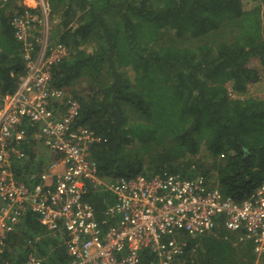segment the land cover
Here are the masks:
<instances>
[{
    "label": "trees",
    "instance_id": "16d2710c",
    "mask_svg": "<svg viewBox=\"0 0 264 264\" xmlns=\"http://www.w3.org/2000/svg\"><path fill=\"white\" fill-rule=\"evenodd\" d=\"M15 1H0L3 95L17 90L25 69L11 25L23 4ZM48 2L59 19L54 36L70 51L53 68V86L80 103L79 123L100 136L93 159L101 179L169 172L205 177L237 203L252 196L264 179V0ZM107 197H86L102 223ZM19 225L0 264H19L31 251L46 264L69 263L65 240L37 215ZM242 237L220 221L215 232L185 235V252L171 264L264 263ZM153 260L144 254L143 264Z\"/></svg>",
    "mask_w": 264,
    "mask_h": 264
},
{
    "label": "built area",
    "instance_id": "2783aa9c",
    "mask_svg": "<svg viewBox=\"0 0 264 264\" xmlns=\"http://www.w3.org/2000/svg\"><path fill=\"white\" fill-rule=\"evenodd\" d=\"M22 6L11 25L23 47L24 74L13 94L0 92V254L31 212L65 240L68 264H143L146 252L155 258L151 264H171L185 252V234L211 233L220 221L230 232L244 231L241 241L250 240L258 260L264 258V179L242 203L205 177L164 172L101 179L93 159L100 136L79 123L80 103L53 86L54 66L70 53L54 36L59 19L48 0ZM33 141L49 150V163L20 179L19 164L30 163ZM92 190L108 195L103 223L86 200ZM19 264L46 263L31 251Z\"/></svg>",
    "mask_w": 264,
    "mask_h": 264
},
{
    "label": "crops",
    "instance_id": "0c3cea01",
    "mask_svg": "<svg viewBox=\"0 0 264 264\" xmlns=\"http://www.w3.org/2000/svg\"><path fill=\"white\" fill-rule=\"evenodd\" d=\"M16 5L17 4H27V5H32L33 4V0H16L15 1ZM41 147H43V145L41 143H36L35 141H33L30 145L29 148H31L32 150V156H36V158L32 157V162L35 161L31 164V163H22L19 164V168H18V174L20 179H27L28 176L31 173H39L41 171H43V169L47 166V164L49 163L50 157L48 156V154H41L39 152V150L41 149ZM50 153V152H49ZM44 167L43 169H38ZM40 170V171H39ZM20 226V225H19ZM45 227V226H44ZM46 228V227H45ZM47 229V228H46ZM48 231V229H47ZM49 232V231H48ZM50 233V232H49ZM65 239L67 240V236L65 235Z\"/></svg>",
    "mask_w": 264,
    "mask_h": 264
},
{
    "label": "rangeland",
    "instance_id": "374dc122",
    "mask_svg": "<svg viewBox=\"0 0 264 264\" xmlns=\"http://www.w3.org/2000/svg\"><path fill=\"white\" fill-rule=\"evenodd\" d=\"M39 152L41 153V154H48V156H49V150L43 145V147H41V149L39 150ZM213 232H215V231H213ZM212 233V232H211ZM260 264V263H259ZM262 264H264L263 262H262Z\"/></svg>",
    "mask_w": 264,
    "mask_h": 264
},
{
    "label": "clouds",
    "instance_id": "9594fccd",
    "mask_svg": "<svg viewBox=\"0 0 264 264\" xmlns=\"http://www.w3.org/2000/svg\"><path fill=\"white\" fill-rule=\"evenodd\" d=\"M185 235H188V234H185ZM185 235H184V236H185ZM66 250H67V249H66Z\"/></svg>",
    "mask_w": 264,
    "mask_h": 264
},
{
    "label": "water",
    "instance_id": "95a60500",
    "mask_svg": "<svg viewBox=\"0 0 264 264\" xmlns=\"http://www.w3.org/2000/svg\"><path fill=\"white\" fill-rule=\"evenodd\" d=\"M247 151V150H246Z\"/></svg>",
    "mask_w": 264,
    "mask_h": 264
}]
</instances>
